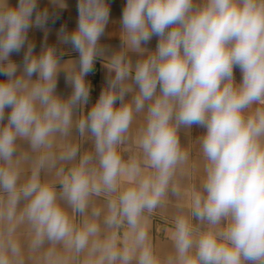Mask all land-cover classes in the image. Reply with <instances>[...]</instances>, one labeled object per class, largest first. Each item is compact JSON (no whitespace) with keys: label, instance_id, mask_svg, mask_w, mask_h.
<instances>
[{"label":"clouds","instance_id":"obj_1","mask_svg":"<svg viewBox=\"0 0 264 264\" xmlns=\"http://www.w3.org/2000/svg\"><path fill=\"white\" fill-rule=\"evenodd\" d=\"M77 10L61 63L48 9L0 0V264H264V0H126L110 53L107 0Z\"/></svg>","mask_w":264,"mask_h":264},{"label":"crops","instance_id":"obj_2","mask_svg":"<svg viewBox=\"0 0 264 264\" xmlns=\"http://www.w3.org/2000/svg\"><path fill=\"white\" fill-rule=\"evenodd\" d=\"M107 2L110 7L109 23L106 26L104 35L101 37L100 43L104 46H107L110 53L111 51L117 50L121 44L119 35L121 31L120 21L122 17L123 7L126 4V0H107ZM65 3L67 4V7L64 9H60L53 5L51 0H37L38 10L42 11L46 8L48 9L50 14L49 22L46 25V28L48 29L47 40L45 41L44 29L33 26L28 31L29 41L35 44V54H39L42 46L46 43L48 46L56 47L58 52H63L64 55L61 63L69 59L76 61H78L79 59V54L74 51L70 45L60 44L58 41L57 33L61 26L66 27L67 31L69 32L73 31L77 26L78 0H65ZM9 4L10 6L15 7L18 4V0H9ZM53 19L55 20V22H53ZM157 43L158 37L154 36L151 41L147 45H145V47L154 51L156 49ZM23 53L24 50H22L19 54L13 53L10 58L18 65H21L23 61ZM132 59L133 62H135V60L137 59L135 54L132 55ZM106 75L107 69L103 65V60L98 58L95 62L93 71L87 74L85 77V79L90 82L91 88L89 103L85 107L84 111L90 110L91 106L98 100L99 95L105 85ZM234 77L236 82L240 83L242 74L239 68H234ZM6 79L7 78L5 76L0 75V80ZM33 79H36L35 75L33 76ZM56 91L59 95L65 98L69 96L72 91L71 87L66 83L65 73L63 71H61L58 75ZM9 111L10 109H6V113ZM204 132V128L196 125H193L190 130L182 129L180 132V140L182 145H188L189 143L195 142V140L199 136L203 135ZM84 147L87 148L89 147V145L85 144ZM155 225L159 228H163V222L159 219L155 221Z\"/></svg>","mask_w":264,"mask_h":264}]
</instances>
